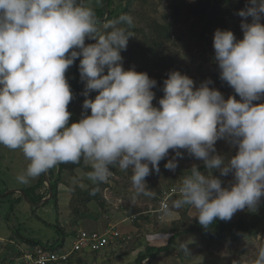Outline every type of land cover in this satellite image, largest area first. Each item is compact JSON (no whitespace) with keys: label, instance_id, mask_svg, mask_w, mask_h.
Segmentation results:
<instances>
[{"label":"clouds","instance_id":"9594fccd","mask_svg":"<svg viewBox=\"0 0 264 264\" xmlns=\"http://www.w3.org/2000/svg\"><path fill=\"white\" fill-rule=\"evenodd\" d=\"M238 15L243 38L216 29L213 48L220 79L240 99H225L209 87L211 79L195 87L173 70L154 106L157 81L123 66L131 15L107 21L102 30L84 0H0V145L21 150L29 161L17 181L27 185L58 164L83 159L94 184L107 183L111 168L119 167L131 170L137 194L152 196L146 178L159 173L172 150L165 169L175 172L187 153L206 174L193 164L178 197L162 205L164 214L190 206L207 230L217 219L256 209L264 197V103H253L264 98V0H248ZM78 58L85 99L81 118L70 124L73 93L66 72ZM220 140L235 154L218 153ZM214 171L233 180L222 186ZM178 243L189 255L188 243ZM252 264H264V246Z\"/></svg>","mask_w":264,"mask_h":264},{"label":"trees","instance_id":"16d2710c","mask_svg":"<svg viewBox=\"0 0 264 264\" xmlns=\"http://www.w3.org/2000/svg\"><path fill=\"white\" fill-rule=\"evenodd\" d=\"M96 1L94 0V2ZM163 1L164 0H104L103 6L92 7L102 30L104 23L116 19L122 14H129L133 17L134 27L129 29L133 36L128 40L127 50L121 52L125 70L134 67L137 72H146L149 77L151 76L150 78H154L157 81V86L153 89L156 94L153 104L154 106H158V100L163 96V81L167 79L169 71L177 70L181 72L178 67H174V59L172 56L174 53L171 45L177 40H181L180 35L177 34L176 24L177 19L182 14L184 15V10L187 9L195 19L191 30V37L199 42L198 46L200 55L196 58L201 59L205 57V59L211 61V64L214 66L213 69L215 70L214 79L219 80L218 85L221 88H225L227 92H232L234 94L235 92L232 91V88L229 87L227 82L222 81L219 77V68L215 61V52L213 48V35L216 29L231 30L238 40L242 39L243 32L240 25L244 18L240 17L238 12L245 8L248 0H195L193 3H188L186 0H165L168 1V5L166 4V11H168L164 12V14L160 13L162 15L161 19L152 16L150 12L158 13L159 8L157 6L162 4ZM84 3L85 6L88 5V3L86 4V0H84ZM96 3L98 4V2ZM144 5H146V7ZM176 36H178V38H176ZM94 42L95 41L86 40V43ZM188 57L189 59L192 58L190 56ZM194 61L196 60L190 62L193 63ZM184 72H188L189 76H191L188 67L183 73ZM183 73L181 72V74ZM66 78L73 93V99L68 105V110L70 111L76 100L83 103L85 99L82 95L84 91V82L80 79L79 58L66 72ZM95 93V91L91 92L89 98L94 99ZM88 111L90 113V110ZM78 167L89 169L88 171L92 170L91 166L87 165L83 159L78 164H58L54 168L48 170L49 180L53 189V195L50 200H53L56 206H58L59 184L63 183V181H67L64 179V173H74V169H77ZM201 168H204V166L200 167V169ZM215 175L221 179L222 186L229 185L230 182L228 183L225 180V176H220L219 171H215ZM148 178L150 177H147L146 179ZM127 181L129 183V178H127ZM152 181L155 186L157 180ZM173 185L175 184H170L164 188L162 186L157 188L152 196L142 194L143 198L147 201H152L153 204L157 205L159 195L162 193L163 189L173 187ZM71 186L72 198L70 200V208L76 215V218L71 223L72 225L79 224L80 220L89 216L90 210L87 211L83 209L82 211L81 208H85L86 203L93 200L98 202L100 208H102L100 213L108 215L105 210L108 205L103 193L104 188L109 186L107 183H100L95 185V188L94 186H91L90 189L86 190H83L79 185L73 187L74 185L70 184V187ZM93 188L95 189V195L90 194L93 192ZM29 190L34 192L36 188L31 187L26 190L29 200L32 202H39L49 194V189L38 194L31 193ZM83 196H86V198L82 200L81 197ZM81 201L84 204H81ZM121 207L128 217L134 218L133 221L137 230H132L133 235L129 241L118 242L114 244L113 248H117V244L124 245L129 242L131 244L129 245V250L131 251L135 248V245L139 240L141 244H145L141 241V238H143L141 232L143 233L145 227L144 223H153L156 220L153 219L152 214L148 211L149 208L136 210L134 207H128L125 205H122ZM188 207L189 206L182 208L183 210L179 212L180 214L183 212L182 215H180V218L174 220L171 226H165L158 230L159 232H165L167 230L171 231V237L167 244L156 247L155 245L147 244V242H149V240H147L145 251H140L136 256L138 264H143V261L146 259L148 260L147 264H152L160 252L176 251L177 249H175V247L179 246V244L175 245V240L188 233H197L200 236L201 239L192 243L186 241L188 247L195 245L198 247V251L205 249H210L212 251L217 250L220 249V247H223L226 243L230 245L229 249L233 250V245H241L247 240L253 241L254 237L257 238L259 233H264V197L261 198L256 209L249 210L246 208L237 214H234L229 221L217 219L207 230L198 223L196 218L193 223L189 225L185 224ZM61 231L64 232L63 226L61 227ZM31 242H33L34 247L42 245L53 250H59L60 247L64 246V241L61 239L55 240L54 244L36 240ZM241 250L242 251L239 253H234L237 254V257L232 264H244L240 258L244 250ZM178 252V256H181L182 252ZM73 259L72 255L66 263L71 264ZM78 261L82 262V258H78Z\"/></svg>","mask_w":264,"mask_h":264},{"label":"rangeland","instance_id":"374dc122","mask_svg":"<svg viewBox=\"0 0 264 264\" xmlns=\"http://www.w3.org/2000/svg\"><path fill=\"white\" fill-rule=\"evenodd\" d=\"M96 1V0H95ZM188 3H193L195 0H186ZM98 2V4L96 3ZM94 2V0H86L87 6L91 7H98L103 6L104 0H98ZM168 1H163L162 4H159L157 7L159 8L158 13H151L152 16L161 19L162 15L160 13L167 12L166 11V4ZM97 4V5H96ZM146 7V5H144ZM140 7V4H139ZM185 14L181 15L177 19L176 24V30L177 34L180 35L181 40H177L175 43H173L172 50L174 55V67H178L180 71L183 73L188 67L189 72L191 73V76H189L188 72H184V75L189 76L193 79L195 87H199L200 84L206 80L211 79L212 84L209 85L210 88L218 89L227 99L230 95L235 96L236 99H240L239 96L236 93H229L225 88H221L218 85V81L214 79L215 76V70L213 69V65L211 64V61H208L205 59V57L201 59H197L196 57H199V46L198 41L191 37L192 33V27L194 25L195 19L193 16H191V13L187 11V9L184 10ZM248 22H251V17L248 18ZM178 38V36H176ZM192 57V60H196L193 63L189 57ZM191 63V64H190ZM170 72V71H169ZM151 77V76H150ZM230 87V86H229ZM231 88V87H230ZM234 92V89H232ZM97 95V92L95 93ZM94 95V97H95ZM253 103H264V98H262L259 101H254ZM82 105L79 100H76L73 107L70 109V112L72 113V116L70 117L69 123L78 121L82 116ZM88 114L89 111H88ZM216 149L217 152L220 154H223L225 156L234 155L236 149L231 148L225 141L220 140L216 143ZM183 151V150H182ZM21 150H11L6 148L3 145H0V157L4 156H21L24 155ZM174 155L172 150H169V157L165 158V160H162L160 162V171L159 173L153 172L151 175H149L148 179H146L147 187L155 193V190L157 188H160L161 186L167 187L170 184L175 185H181L182 179L185 175L189 174V169L193 164H199L200 167L203 166V164L196 160L194 157L189 156L187 153L184 154L183 158H178V167L176 168L175 172L165 169L164 164L167 162V159L171 158V156ZM2 162V160H0ZM90 165V164H87ZM89 169H86L84 167H78L77 169H74V173L72 172H65L64 179L67 181H63L61 183V186H59V189L61 188L60 194V202H59V210L53 200H48L43 205H38L35 207H30V203L28 200L25 204V208L23 211L28 212V214L23 213V224L22 228L23 231L28 232L30 236H36L44 243L54 244V241L57 239H62L64 241V246L60 247L59 250L66 249L67 251L71 250L73 245V239H74V232L72 227V221L76 218L75 213L70 208V196L72 198V186L70 187V184L74 185L73 187L79 185L83 190L90 189L91 186L96 187L92 181L88 179L87 173ZM202 172L206 174V169L201 168ZM112 176L109 177L107 185L108 187L104 188V196L106 199V203L108 205L107 208H105V213H100L102 208H100V205L95 200L90 201L86 203L85 208H81V210H90L89 216L85 217L90 218L88 221H84V218L82 219V227L86 230H101L102 227L106 226L108 223V220H111L118 224V227L122 232H129L130 228L132 230L136 231V228H133L131 224V218L127 216L125 211L122 209V205L128 206V207H134L136 210H144L146 208H149L148 211L152 214L154 221L153 223H144V230L143 233L141 232V235L143 238H141V241H143L145 244H141L140 240L135 245V248L131 251L129 250V245H131L129 242L128 244H124L119 246L118 244L116 247L113 248L112 246L104 249L103 251H99L96 254H99L98 259H104L103 261L98 260L97 263L99 264H111L110 261H112V264H138L136 260V256L140 251H145L147 244L158 246H163L169 242V239L171 237V231H165V232H159L158 230L165 226H171L172 222L178 218H180L179 213L183 209H172L169 214H164L162 219H158L157 214L153 213L151 211L152 201H147L143 198L142 194H137L132 187L131 183V170L128 171H122L119 169V167H112ZM213 175H215V171L213 172ZM216 176V175H215ZM127 178H129V183L127 181ZM152 180H157L155 182V186L153 184ZM225 180L229 183L233 180L232 175L225 176ZM152 183V184H150ZM106 184V183H105ZM173 185V186H175ZM63 187V188H62ZM92 190H95V189ZM157 193V191H156ZM58 194V196H59ZM9 196V195H8ZM86 198V196L81 197L83 200ZM158 203V202H157ZM81 204H84L81 201ZM80 204V205H81ZM63 205V206H62ZM68 206L69 214L66 213L65 208ZM186 207V206H185ZM184 207V208H185ZM64 209V210H63ZM188 214L186 215L187 219H185V224L189 225L194 222L195 216L197 215L196 210L191 208L190 206L187 208ZM146 211V212H148ZM242 211V210H240ZM237 211L235 214H237ZM34 213V214H33ZM100 213V214H99ZM67 215V220H66ZM151 217V215H150ZM155 217V218H154ZM62 219V220H61ZM68 223V226H63L64 232L61 231L62 225H66ZM152 221V220H151ZM80 222V221H79ZM91 223V224H89ZM128 224V225H127ZM131 224V225H130ZM127 225V226H126ZM136 229V230H135ZM20 228H18L14 234V237L19 239L20 235ZM147 233V234H146ZM146 234V235H144ZM133 235V234H132ZM21 236V235H20ZM23 236V235H22ZM201 239L200 236L197 233H188L185 234L175 240V245L179 244L180 241H187V242H194ZM18 245V244H17ZM17 245H13V247L16 249ZM146 246V247H145ZM264 246V233H259L257 238L254 237L253 241L247 240L241 245H233V250H230V245L226 243L223 247H220V249L217 250H199L198 247L193 245L189 247L190 254L185 255L181 250H179V246H176L175 250L172 251H162L160 252L156 258L153 261V264H232L233 261H235V258L237 257V254H234L235 252L242 251L244 252L241 254L240 258L243 261L244 264H251V262L256 258L257 251L260 247ZM178 251L182 252L181 256H178ZM94 252H90L89 254H92ZM21 255V254H20ZM20 255L14 256L13 260L11 258L9 261L13 262L14 264H25V260ZM87 255H80L76 254L74 255L75 258H82V262H79V264H94V255H90L89 258L85 261V258ZM104 257V258H103ZM107 257V258H105ZM118 257L121 258L122 263H119L117 261ZM89 259V260H88ZM148 260H144L143 264H147ZM78 264V263H77Z\"/></svg>","mask_w":264,"mask_h":264},{"label":"crops","instance_id":"0c3cea01","mask_svg":"<svg viewBox=\"0 0 264 264\" xmlns=\"http://www.w3.org/2000/svg\"><path fill=\"white\" fill-rule=\"evenodd\" d=\"M21 155H23V154H21ZM0 160H2V162H0V264H14L13 262L9 261L10 258H11V260H13V258H15L14 256H17L20 254H21L20 256L23 257L24 252L26 250H31L34 248L33 242H31V241H33V240L41 241L36 236H30L28 234V232L23 231V228H22L23 220H21V218L22 219H24V218H23L22 214L23 213L28 214V212L23 211V209L25 208V204L27 203L26 200L31 202L30 207L33 208V207L38 206L40 204L44 205L45 202L50 200V198L52 196L49 197L50 189H49V183H47V180L45 178V173L41 174L39 177H37L35 179L30 180V183L27 185L21 184L17 181V179H16L17 175L20 174L21 172H23L29 163V161L25 158V156H23V157L17 156V155H14L11 157L10 156H4V157H0ZM47 176L49 178L48 172H47ZM59 186H61V183L59 184ZM31 187L36 188V190L34 192H32V190H29L31 193H35V194L43 193L46 191V189H49V194L46 197H44L43 199H45L47 197H49V198L43 202H41V200L39 202L30 201L26 190L30 189ZM58 191L60 192L61 188L60 189L58 188ZM24 194H25V196H24ZM24 197L26 200L24 199ZM59 198H60V194L58 196V206H57L58 210L60 207V205H59L60 199ZM70 200H71V196H70ZM24 201H25V204H24ZM68 209H70V208H68V206H66L65 210L64 209L63 210L66 211V213H68L69 212ZM67 219L68 218L66 215V220ZM66 220H64V223H66L65 222ZM88 220L91 221L90 218H86V219L84 218V221H88ZM82 222L83 221L80 220L79 224L74 225L72 227V229L74 230V235H75V227L76 226H82L83 225ZM89 224H91V223H89ZM131 224H132V226H134L133 228H136L134 225V222H132ZM62 226L66 227V226H68V223H66V225H62ZM18 228L21 229L20 230L21 236L19 235V239L14 237V234ZM128 230H130L129 232L131 234H133L132 228H130ZM14 244L15 245L18 244L16 249L13 247ZM119 246H121V245H119ZM89 253L90 252H86L83 254L78 253V254L87 255L85 260H87V258H89V256L93 254L95 257L94 259H96V260H94V264H97L98 260H101V261L104 260V259L103 260L98 259L100 252H99V254H96L98 252H94L92 254H89ZM74 255L76 256V254H74ZM74 255H73V258H74ZM105 258H107V257H105ZM110 262L112 264V261H110ZM117 262L122 263L123 261H121V258L118 257L116 263ZM77 263L79 264L78 258L73 259L71 262V264H77ZM58 264H68V263L63 262V263H58Z\"/></svg>","mask_w":264,"mask_h":264},{"label":"built area","instance_id":"2783aa9c","mask_svg":"<svg viewBox=\"0 0 264 264\" xmlns=\"http://www.w3.org/2000/svg\"><path fill=\"white\" fill-rule=\"evenodd\" d=\"M180 186H173L163 189L159 195L157 205H152L151 211L157 214L158 219H162V205L164 203L171 204V200L176 199L179 195ZM131 218V223L133 217ZM132 238L130 232H122L118 224L108 220L106 226L101 230H86L82 226L75 227V235L71 250H53L46 246L37 245L31 250L24 252L23 258L25 264H58L68 261L74 254H83L86 252H99L114 246L118 242H126Z\"/></svg>","mask_w":264,"mask_h":264},{"label":"water","instance_id":"95a60500","mask_svg":"<svg viewBox=\"0 0 264 264\" xmlns=\"http://www.w3.org/2000/svg\"><path fill=\"white\" fill-rule=\"evenodd\" d=\"M45 178H46V180H47V183H49V189H50V195H49V197H51V196L53 195V189H52V186H51L50 180H49V178H48V176H47V173H45ZM24 196H25V194H24ZM49 197H47V198L41 200V202L47 200Z\"/></svg>","mask_w":264,"mask_h":264}]
</instances>
